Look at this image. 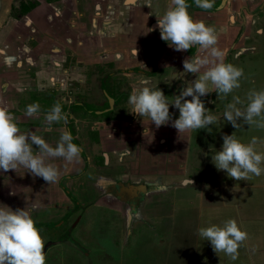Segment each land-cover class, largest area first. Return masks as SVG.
<instances>
[{"label":"crops","instance_id":"1","mask_svg":"<svg viewBox=\"0 0 264 264\" xmlns=\"http://www.w3.org/2000/svg\"><path fill=\"white\" fill-rule=\"evenodd\" d=\"M29 1L30 10L12 13L0 26V107L21 133L53 147L66 128L81 152L71 162L46 158L59 171L56 183L23 167L0 169V206L29 210L38 229L68 222L70 230L90 206L102 208L122 232L101 238L104 264H264V172L234 181L212 161L224 135L245 144L257 137V151L264 152V129L239 120L234 128L223 118L234 96L242 101L237 107H246V86L256 84L246 67L254 65L252 58L264 59V0H212L207 10L187 0L193 19L215 29L218 57L211 49L176 51L161 40L157 18L171 0H152L151 9L145 0ZM195 56L208 64L185 73L183 61ZM221 61L242 68L243 76L227 97L215 91L200 97L217 117L213 125L178 133L172 122L179 110L172 105L171 120L159 128L129 112V95L140 80L149 79L171 103ZM33 103L39 111L27 116ZM56 104L67 124L54 122L46 131L45 116ZM228 219L247 233L235 260L215 253L198 232ZM50 241L44 252L62 245Z\"/></svg>","mask_w":264,"mask_h":264},{"label":"clouds","instance_id":"2","mask_svg":"<svg viewBox=\"0 0 264 264\" xmlns=\"http://www.w3.org/2000/svg\"><path fill=\"white\" fill-rule=\"evenodd\" d=\"M202 9H210L212 0H193ZM144 5L151 9L152 0H145ZM187 0H171L162 16L157 18L161 40L167 42L176 51H185L196 47L211 49L212 54L220 56L213 46L217 42L215 29L203 21L194 20L188 9ZM155 30L149 29L148 32ZM135 53V48H134ZM142 64V63H141ZM208 61L200 56L183 61L185 73H198ZM144 66V65H143ZM243 69L223 61L213 64L206 71L186 86L171 103L164 93L156 87L149 86V79H142L134 87L128 98L131 105L129 112L139 117H148L157 128L167 125L171 120L169 105L179 110V117L172 122L178 133L189 130L205 129L217 121V117L208 114L200 97L215 91L218 95L227 97L240 87ZM191 97L190 100L185 99ZM242 101L233 97V102L226 105L223 118L234 128L240 127L237 121L249 127L264 129V89L250 90L247 94V105L241 110L237 105ZM39 104L27 106L26 115L33 116L39 111ZM67 115H62L59 104L54 105L46 114V131H51V125L61 121L67 124ZM73 136L66 128L62 131L56 146L49 145L43 138L34 133H21L19 126L7 108L0 107V169L4 172L27 169L31 175L41 177L47 184L56 183L59 179L57 167L46 163V158H63L71 162L80 156L81 148L72 142ZM257 137H252L247 144L241 142L235 135H224L222 150L212 155V161L217 170H224L234 181H244L251 176H260L264 172V152L257 151ZM33 145L36 151H33ZM188 183L192 181L188 179ZM14 194V193H10ZM199 235L210 241L215 253L223 252L235 260L240 245L247 239V233L242 231L235 219H228L223 226L211 225L198 229ZM45 242L35 225L30 211L0 206V264H46Z\"/></svg>","mask_w":264,"mask_h":264},{"label":"rangeland","instance_id":"3","mask_svg":"<svg viewBox=\"0 0 264 264\" xmlns=\"http://www.w3.org/2000/svg\"><path fill=\"white\" fill-rule=\"evenodd\" d=\"M254 65L246 67L248 76L255 79L256 84H248L250 90H261L264 88V59L262 57L252 58ZM244 79L250 80L246 77ZM15 211V208H11ZM15 209V210H14ZM79 215V214H78ZM39 216V215H38ZM80 216V215H79ZM102 208L90 206L83 213L81 221L76 227L71 228L65 222L61 227L58 224L45 223L39 227L45 247L50 240H61L60 244H52L45 250L46 264H104L107 258H102L101 238L106 236H120L121 231L117 228L114 218L106 221ZM64 243V244H63ZM89 255L86 256V250ZM111 261V260H110Z\"/></svg>","mask_w":264,"mask_h":264},{"label":"flooded vegetation","instance_id":"4","mask_svg":"<svg viewBox=\"0 0 264 264\" xmlns=\"http://www.w3.org/2000/svg\"><path fill=\"white\" fill-rule=\"evenodd\" d=\"M34 3L29 1L25 2V0H0V26L7 23V19L9 15L13 13L16 15L18 13H22L24 11L30 10L33 7ZM25 8V9H23ZM4 19V22L2 21ZM2 27V26H1ZM2 28H0L1 30Z\"/></svg>","mask_w":264,"mask_h":264},{"label":"water","instance_id":"5","mask_svg":"<svg viewBox=\"0 0 264 264\" xmlns=\"http://www.w3.org/2000/svg\"><path fill=\"white\" fill-rule=\"evenodd\" d=\"M0 17H1V15H0Z\"/></svg>","mask_w":264,"mask_h":264}]
</instances>
